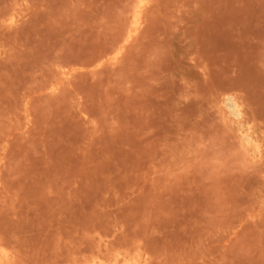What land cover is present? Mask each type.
<instances>
[{"label":"rangeland","instance_id":"obj_1","mask_svg":"<svg viewBox=\"0 0 264 264\" xmlns=\"http://www.w3.org/2000/svg\"><path fill=\"white\" fill-rule=\"evenodd\" d=\"M126 259L264 264V0H0V264Z\"/></svg>","mask_w":264,"mask_h":264},{"label":"bare ground","instance_id":"obj_2","mask_svg":"<svg viewBox=\"0 0 264 264\" xmlns=\"http://www.w3.org/2000/svg\"><path fill=\"white\" fill-rule=\"evenodd\" d=\"M16 21V19H15V17H13L12 19H11V22L12 23H14ZM235 105V108L237 109V106H236V104H234ZM6 257H7V254H3V259H6ZM117 261L119 260L118 258L116 259ZM127 261H125L124 262V264H126V262H130V260H128V259H126ZM135 260V259H134ZM120 261V260H119ZM118 261V262H119ZM136 261V260H135ZM139 261V260H138ZM123 263V262H122ZM121 263V264H122ZM131 264H133L132 263V259H131V262H130ZM139 263V262H138ZM94 264H107L106 262H104V261H98V262H94ZM108 264H110V263H108ZM115 264V263H114ZM120 264V263H119ZM140 264V263H139Z\"/></svg>","mask_w":264,"mask_h":264}]
</instances>
